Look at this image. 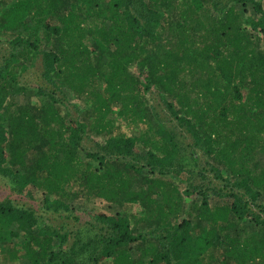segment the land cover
<instances>
[{
    "label": "trees",
    "instance_id": "trees-1",
    "mask_svg": "<svg viewBox=\"0 0 264 264\" xmlns=\"http://www.w3.org/2000/svg\"><path fill=\"white\" fill-rule=\"evenodd\" d=\"M6 2L0 174L19 195L41 196L50 212H71L80 200L109 210L94 214L100 226L94 238L61 250L65 237L41 224L35 210L2 203L0 247L10 250L0 264H79L78 252L92 264L264 261L263 1L233 0L222 8L219 0H0ZM39 56L48 87L27 88L21 77ZM68 90L90 100L98 134L112 133L115 107L130 124L148 127L139 136L107 138L106 156L87 153L81 144L87 123L65 114L56 96ZM150 92L229 188L213 190L228 200L214 209L208 194L194 189L202 198L197 218L229 230L220 240L229 244L226 256L216 243L197 252L201 237L192 219L178 218L193 195L175 182L189 158L168 131L150 124ZM31 95L41 104L31 106ZM32 150L39 156L30 164ZM128 159L146 165L139 172ZM246 223L256 230L243 238L239 227Z\"/></svg>",
    "mask_w": 264,
    "mask_h": 264
},
{
    "label": "rangeland",
    "instance_id": "rangeland-1",
    "mask_svg": "<svg viewBox=\"0 0 264 264\" xmlns=\"http://www.w3.org/2000/svg\"><path fill=\"white\" fill-rule=\"evenodd\" d=\"M219 1V7L222 8L231 4L233 0ZM260 1H263L264 5V0ZM6 3L7 4H0L1 12L7 8L8 2ZM5 5L7 6L5 7ZM241 5V3H238L237 8L239 7L240 9ZM249 8H251V6H249ZM87 25L90 27L93 25V23L89 21ZM43 46L44 48L47 47L46 45ZM9 49L10 48L8 47V45L3 46V53L2 56H0V60ZM41 65V56H39V59H37L33 65L29 66L27 73H25L21 77V82L26 84L27 88H36L38 86L48 87L46 83L40 80L43 69L41 68ZM132 71L138 74V68L135 67L132 69ZM46 90L47 93H49V90ZM56 96L59 101L63 102V106H65L63 111L65 114L71 116L74 120L87 123L88 131L84 135L83 141L81 142L87 153H98L101 156H106L107 152H105L103 147L105 145L104 141H106L107 138L139 136L144 131H146L148 127V123L138 126L130 124L126 119L119 115V109H117L118 107H115V111H113V114L108 118L110 120H113L114 123L112 133L109 137H107L105 134H98V132L93 129V125L96 122V115L94 114L93 110L86 104L90 101L89 99L85 98L79 100L69 90L66 91L65 96L61 95L60 93H57ZM30 100L31 106L41 104V100L35 98L34 96H32ZM147 100L151 116L150 124H152V127L155 130H157L159 127H163V129L168 131L173 137L172 140L177 144L180 150V155L189 158L187 166L184 165L185 173L178 177V180H176L175 182L180 185L182 191H190L193 195H191L190 198H186L185 213L180 215L178 218L180 220H182L183 217L192 219L191 221L193 225V231L201 237V241L196 246L197 252L206 250L209 245L216 243L218 245V248H216L217 252H219L218 250H220L222 251L221 254L225 255L226 251H228L229 249V244L227 241H223V243L221 244L220 240H222L223 236L227 237L226 234H229V230L225 229L222 232L218 227L210 224L207 219L200 220L199 218H197V213L200 210L199 204L202 198L201 196H198V193H196L194 189L198 187L200 190L202 189L204 192H206L208 194L209 207L210 209H214L215 207H219L228 202V200L225 201L224 199L218 197L216 194H214V192L217 191L218 193V191H222L225 194L229 192V188H226L223 182L215 178V173L212 172V166H210V160L207 158L208 156L206 157L205 152L201 150V147H197L195 145L194 141L192 140L193 138L187 132V130L171 116L161 98L155 92H150L147 96ZM191 153L196 154V159L190 160ZM38 156V152L36 150H32L27 155V161L30 164H33L37 160ZM125 162L136 166L139 172L142 171V166L146 165L145 161L134 162L128 159ZM118 186L122 187V185ZM206 187L211 190L207 189ZM2 203H9L18 208H31L35 210L38 213V217L41 219V224H43L51 231L65 237L66 241L64 242L61 250H69L75 244H79L82 241L86 242L91 238H94L96 231H100V226L95 220L96 218H94V216L96 215L94 214L108 212L109 210L107 205L105 204L98 206L93 204L91 201L80 200L79 202L74 203V210L71 212H50L44 208L41 196L31 198L19 195V193L15 189L14 184L8 178H5L0 174V204ZM113 210L114 209H112V211ZM189 214L192 216L189 217ZM260 217H262V221H264V216L260 215ZM239 228L241 232L240 235H242L243 238H245L248 234L251 235L256 230L255 226L250 223L243 224ZM9 247H0V261L3 260L2 258L5 253L10 250ZM12 249L14 248L12 247L11 250ZM76 254V262H78L79 264H92L90 262V256L88 253L78 252ZM263 263L264 261H258L255 264ZM220 264H229V261H222Z\"/></svg>",
    "mask_w": 264,
    "mask_h": 264
}]
</instances>
